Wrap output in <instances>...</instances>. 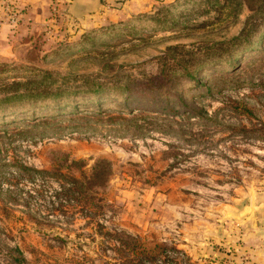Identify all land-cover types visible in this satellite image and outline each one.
<instances>
[{"label":"rangeland","instance_id":"1","mask_svg":"<svg viewBox=\"0 0 264 264\" xmlns=\"http://www.w3.org/2000/svg\"><path fill=\"white\" fill-rule=\"evenodd\" d=\"M43 1L32 11L0 0V21L13 25L0 53V264H130L138 256L115 231L166 246L145 264H255L258 246L246 240L252 200L264 199V142L239 128L264 121V89L227 84L264 82V18L249 45L215 50L243 26L244 0H104L83 14L70 0ZM174 44L192 50L189 62L214 56L199 85L172 77L184 101L173 110L110 90L100 103L86 99L95 82L113 88L155 74L150 58ZM35 79L73 94L1 100L11 82ZM54 148L83 158L85 170L97 156L112 162L101 211L67 200L60 179L34 170L50 165Z\"/></svg>","mask_w":264,"mask_h":264},{"label":"trees","instance_id":"2","mask_svg":"<svg viewBox=\"0 0 264 264\" xmlns=\"http://www.w3.org/2000/svg\"><path fill=\"white\" fill-rule=\"evenodd\" d=\"M250 13L245 17L243 26L240 31L227 40L216 42L215 50H223L226 48L225 44L236 46L239 44L249 45L252 36L255 34V27L258 25L257 18L260 17L259 23L263 22L264 18V0H244ZM263 17V18H262ZM13 27V25L11 24ZM224 45V46H223ZM178 49V57L173 58L169 54L170 50ZM187 53H192V50H186L182 44H174L167 46L166 49L159 55L153 56L150 59L156 60L158 63V71L145 77L144 79H130L116 87L105 86V89L99 88L100 84L96 83L87 86L83 92L88 93L86 99L92 102H102L101 90L114 91L116 97L129 98L131 94H138L143 96L147 101L155 107L156 110H173L171 108V101H180L183 99L176 95V92L171 87L172 77L184 76L190 81V85H199L196 82V74L200 72L202 64L212 61L213 52L209 53L207 50L199 54L192 55V62H189ZM230 57V56H229ZM229 59V58H228ZM232 57L229 61H231ZM191 63L188 68L187 64ZM41 80H26L24 82L13 81L6 86V91H10L3 96L5 100H14L20 102L21 100H29L35 103L53 101L57 102L61 98L71 96L69 91L61 90L59 87L48 89L47 87H40ZM189 83V82H188ZM99 85V86H98ZM116 85V84H115ZM114 85V86H115ZM231 88H238L241 86L260 87L264 89V82L253 83L243 78H232L227 84ZM102 87V86H101ZM121 87V88H120ZM120 88V89H119ZM206 89H209L207 87ZM17 90H20L17 92ZM7 91V92H8ZM6 92V93H7ZM251 113V110H248ZM199 113L194 110L193 113ZM240 131L246 137L257 139L264 142V121L257 120V123L252 122L250 126H241ZM85 161L83 158H75L69 156L68 153L62 149L54 148L51 150L50 165L44 169H34L35 171L43 174L50 175L60 179V193L64 195L67 200H72L81 205V208L94 212H99L103 209L106 187L108 180L112 174V162L104 157L97 156L93 158L87 170L83 169ZM66 184V185H65ZM115 239L130 251L138 259H128L130 264H145L146 261H155L163 256L167 250L164 244L153 242L148 245L144 241L136 237L115 231L113 234Z\"/></svg>","mask_w":264,"mask_h":264},{"label":"crops","instance_id":"3","mask_svg":"<svg viewBox=\"0 0 264 264\" xmlns=\"http://www.w3.org/2000/svg\"><path fill=\"white\" fill-rule=\"evenodd\" d=\"M19 2L28 4V8H33L36 4L44 3L43 0H18ZM104 0H70V3H75L77 11L79 14L86 12H92L97 9ZM12 32V26L9 22L3 20L0 21V53L5 54L7 51H10L8 41V36ZM253 218L255 221V228L251 230L247 235L249 238L246 240L248 243L258 246L255 253V264H264V199L262 197L259 200H252ZM251 216V217H252ZM246 217V216H245ZM250 219V215L243 221L245 224L246 221ZM251 223V222H249ZM250 225V224H249Z\"/></svg>","mask_w":264,"mask_h":264},{"label":"water","instance_id":"4","mask_svg":"<svg viewBox=\"0 0 264 264\" xmlns=\"http://www.w3.org/2000/svg\"><path fill=\"white\" fill-rule=\"evenodd\" d=\"M245 202H246V205H245V206H247V205H248V203H249L248 199H247V201H245Z\"/></svg>","mask_w":264,"mask_h":264},{"label":"built area","instance_id":"5","mask_svg":"<svg viewBox=\"0 0 264 264\" xmlns=\"http://www.w3.org/2000/svg\"><path fill=\"white\" fill-rule=\"evenodd\" d=\"M7 18H8V16H7Z\"/></svg>","mask_w":264,"mask_h":264}]
</instances>
